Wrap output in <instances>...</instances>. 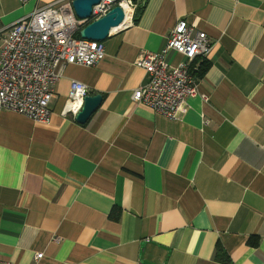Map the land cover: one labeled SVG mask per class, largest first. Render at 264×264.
Returning a JSON list of instances; mask_svg holds the SVG:
<instances>
[{"label": "crops", "instance_id": "1", "mask_svg": "<svg viewBox=\"0 0 264 264\" xmlns=\"http://www.w3.org/2000/svg\"><path fill=\"white\" fill-rule=\"evenodd\" d=\"M54 1L0 0V51ZM134 6L99 64L65 68L50 123L0 114V261L264 264V0ZM181 20L213 51L172 121L132 95L148 81L139 56L162 53ZM73 81L103 97L84 125L63 116Z\"/></svg>", "mask_w": 264, "mask_h": 264}, {"label": "built area", "instance_id": "2", "mask_svg": "<svg viewBox=\"0 0 264 264\" xmlns=\"http://www.w3.org/2000/svg\"><path fill=\"white\" fill-rule=\"evenodd\" d=\"M73 2L54 1L7 29L0 51V114L11 111L38 123H50L51 102L65 68L68 65L91 68L106 56L104 42L84 40L76 34L115 6L122 7L124 2L132 12L135 9L132 0H101L89 19L80 20ZM130 25L132 15L130 22L126 23L125 18L115 32ZM212 51L206 33L197 31L185 20L179 21L162 53L143 52L139 56L137 65L145 71L148 81L134 91L132 100L162 117L178 121L189 99L199 95L198 73ZM171 53L181 56L182 62L169 63ZM87 96L88 87L73 81L63 116H76ZM42 257L39 254L36 260ZM0 264L7 263L0 261Z\"/></svg>", "mask_w": 264, "mask_h": 264}, {"label": "water", "instance_id": "3", "mask_svg": "<svg viewBox=\"0 0 264 264\" xmlns=\"http://www.w3.org/2000/svg\"><path fill=\"white\" fill-rule=\"evenodd\" d=\"M136 1L132 0L133 3ZM100 2L101 0H74L73 7L77 17L80 20H86L92 16L94 6L99 5ZM145 2L140 8L144 7ZM125 18V11L120 5H117L106 16L87 24L80 31V36L84 40L105 42L113 34V30L120 28ZM102 102L101 95L87 96L82 109L75 117L76 122L82 125L86 124L100 108Z\"/></svg>", "mask_w": 264, "mask_h": 264}, {"label": "bare ground", "instance_id": "4", "mask_svg": "<svg viewBox=\"0 0 264 264\" xmlns=\"http://www.w3.org/2000/svg\"><path fill=\"white\" fill-rule=\"evenodd\" d=\"M125 3V2H124ZM122 4V7L124 8L125 10V13H126V23H129L130 22V16H131V13H132V9L126 4ZM116 30H113L112 33H114Z\"/></svg>", "mask_w": 264, "mask_h": 264}, {"label": "trees", "instance_id": "5", "mask_svg": "<svg viewBox=\"0 0 264 264\" xmlns=\"http://www.w3.org/2000/svg\"><path fill=\"white\" fill-rule=\"evenodd\" d=\"M76 37L80 38V37H81V36H80V33H77V34H76ZM205 63H206V62H204V63L202 64L201 69H203Z\"/></svg>", "mask_w": 264, "mask_h": 264}, {"label": "rangeland", "instance_id": "6", "mask_svg": "<svg viewBox=\"0 0 264 264\" xmlns=\"http://www.w3.org/2000/svg\"><path fill=\"white\" fill-rule=\"evenodd\" d=\"M124 4H126V3H124Z\"/></svg>", "mask_w": 264, "mask_h": 264}]
</instances>
